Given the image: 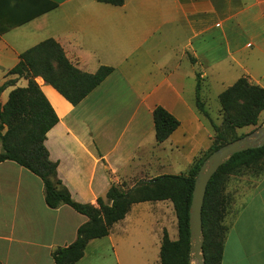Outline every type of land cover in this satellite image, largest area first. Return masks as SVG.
I'll return each mask as SVG.
<instances>
[{
    "label": "crops",
    "instance_id": "0c3cea01",
    "mask_svg": "<svg viewBox=\"0 0 264 264\" xmlns=\"http://www.w3.org/2000/svg\"><path fill=\"white\" fill-rule=\"evenodd\" d=\"M46 38L80 71L112 67L75 105L34 77L57 117L43 140L47 158L80 203L95 205L110 184L126 190L182 174L209 146L210 129L194 103L196 76L199 98L216 85L217 99L238 77L263 87L264 0H0V84L15 78L0 104L26 84L6 74L18 54ZM155 105L178 121L161 142L153 134ZM170 209L168 200L132 203L105 236L86 242L76 264L88 246L112 264L158 254L162 229L176 238L165 227ZM85 220L65 204L48 208L36 175L0 161V264H54L51 252ZM220 264H264V174L228 224Z\"/></svg>",
    "mask_w": 264,
    "mask_h": 264
},
{
    "label": "trees",
    "instance_id": "16d2710c",
    "mask_svg": "<svg viewBox=\"0 0 264 264\" xmlns=\"http://www.w3.org/2000/svg\"><path fill=\"white\" fill-rule=\"evenodd\" d=\"M119 5L122 0H97ZM112 70L100 65L92 73L80 71L64 56L59 44L46 38L20 52L17 62L6 74L22 77L26 84L15 86L0 104V161H13L36 175L42 183L43 201L48 208L61 204L82 214L86 220L77 226L74 239L51 252L54 264H76L89 239L105 236L112 223L123 218L130 205L141 201L168 200L175 216L176 238L170 239L162 229L158 248V264H189L188 213L194 176L203 159L217 149L223 135L209 117L199 98L196 76L194 103L214 131V142L197 157L185 174H161L139 181L126 190L110 184L104 194L97 196L95 205L71 199L66 188L56 178L55 162L47 158L43 145L45 133L57 121L49 102L34 77L51 85L70 104L78 103ZM15 78L3 81L0 91L14 84ZM217 102L226 126L255 124L258 112L264 108V88L238 77L217 94ZM156 142L163 141L178 121L164 108L151 110ZM242 169L264 174V143L233 153L211 174L204 189L201 219V254L203 264H220L227 228L223 225L227 197L223 192L225 176Z\"/></svg>",
    "mask_w": 264,
    "mask_h": 264
},
{
    "label": "rangeland",
    "instance_id": "374dc122",
    "mask_svg": "<svg viewBox=\"0 0 264 264\" xmlns=\"http://www.w3.org/2000/svg\"><path fill=\"white\" fill-rule=\"evenodd\" d=\"M236 72H239L238 69L235 70V73ZM262 72H264V64H261L259 67V74ZM257 79L260 85L264 87V74L261 76H257ZM216 90L217 87L216 85H214L209 89L208 95L204 96L203 98H200L209 117L217 125L218 129L221 131L223 135L224 140L223 141L217 140L216 142L217 143L221 142L222 144L220 146H222L229 142L241 140V139H247L250 136H252V134L255 133L257 128L264 123V108L258 112L256 116L255 124H248L242 126H226L225 123L222 122V113L219 109V104L215 97ZM201 118L204 120V122L208 125L210 129V136H209L210 139L209 145H210L211 143L214 142L215 134L212 128L210 127V125L208 124V122L206 121V119L203 118L202 116ZM203 151L198 153L195 159L199 157L203 153ZM186 171L187 170H185L182 174H185ZM262 175H263L262 172L256 173L250 170L242 169L241 172L231 173L225 176L223 180V192L228 200L226 213L222 221L225 228L228 227L230 220L233 218L238 208L247 200V198L250 195V192L252 191L253 186L256 184V182L260 179ZM165 227L169 235L172 238H174L176 236V224H175V216L173 210L171 209L165 210ZM189 256H190L189 264H193L194 260L190 255V253ZM121 259L124 264H157L158 254L156 252L155 255H151L150 257L147 258L146 257L143 258L141 257V255H138L137 257H132V256L129 257L124 255V257ZM105 262L112 264L107 257H104L103 255H94L92 246H88V248H86L85 250V256L81 261H79V264H103Z\"/></svg>",
    "mask_w": 264,
    "mask_h": 264
},
{
    "label": "water",
    "instance_id": "95a60500",
    "mask_svg": "<svg viewBox=\"0 0 264 264\" xmlns=\"http://www.w3.org/2000/svg\"><path fill=\"white\" fill-rule=\"evenodd\" d=\"M263 143L264 123L249 138L232 141L219 146L209 153L200 164L193 180L188 213L189 253L194 260L193 264H203L201 254L202 235L200 209L208 179L215 169L233 153L247 148L261 146Z\"/></svg>",
    "mask_w": 264,
    "mask_h": 264
}]
</instances>
